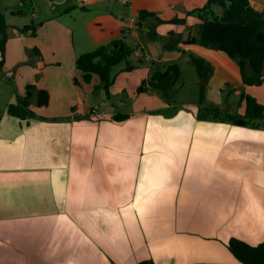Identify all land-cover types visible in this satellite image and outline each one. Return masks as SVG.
Wrapping results in <instances>:
<instances>
[{
  "label": "crops",
  "instance_id": "1",
  "mask_svg": "<svg viewBox=\"0 0 264 264\" xmlns=\"http://www.w3.org/2000/svg\"><path fill=\"white\" fill-rule=\"evenodd\" d=\"M87 1L102 0L70 7L88 9ZM207 2L124 3L130 17L111 35L131 29L128 62L140 64L145 79L170 64L181 72L170 93L149 89L142 105L126 86L119 94L115 80L109 96L94 76L76 83L73 68L51 66L36 50L42 62L21 71L25 77L0 106V264H244L229 241L264 242V122L198 118L202 92L242 115V94L264 103V82L244 84L225 52L181 40L195 26L188 12ZM250 4L264 9V0ZM142 10L156 16L138 23ZM191 55L212 66L207 80ZM52 72H61L57 80L48 79ZM28 84L47 90L49 104L34 99L35 118L9 115Z\"/></svg>",
  "mask_w": 264,
  "mask_h": 264
},
{
  "label": "trees",
  "instance_id": "2",
  "mask_svg": "<svg viewBox=\"0 0 264 264\" xmlns=\"http://www.w3.org/2000/svg\"><path fill=\"white\" fill-rule=\"evenodd\" d=\"M214 4L220 7L219 12L213 9ZM193 12H197L201 20L200 35L196 34L195 26H192L187 29L186 35L181 34V40L185 43L200 44L225 52L237 61L244 84L261 85L264 82V9L256 10L250 4V0H208L204 7L190 10L188 14ZM15 14H21V12L17 11ZM149 16L156 15L148 11H140L138 23ZM159 21L162 22L161 19ZM173 21L183 22L182 19ZM23 30H31L34 34L36 27L34 24H29L24 26ZM7 41L8 23L0 5V68L4 65ZM131 53L132 49L125 41L115 39L78 56L76 67L82 71V78L85 82H90L93 76L97 75L100 79L99 87H102L109 96L110 87L115 80L112 75L114 66L128 61ZM190 58L198 75L207 80L213 71L210 63L196 55H191ZM126 68L130 69L131 66ZM180 74L179 65H167L164 70H156L144 79L139 91L157 88L168 92L175 87ZM75 82L77 83L78 79H75ZM36 95L37 106L44 107L49 104L50 94L47 90L39 89L35 84H28L26 93L19 96L17 102L9 104V115L21 119L37 117V113L31 108ZM201 95L203 96V92ZM242 99L246 102L245 114H232L226 108L210 104L200 107L198 118L232 121L239 125L264 122V103L258 102L254 96L247 93L242 94ZM126 116L121 114L116 118L123 119ZM228 248L244 264H264V242L251 245L241 239L232 238ZM139 264L155 263L153 260H143Z\"/></svg>",
  "mask_w": 264,
  "mask_h": 264
},
{
  "label": "rangeland",
  "instance_id": "3",
  "mask_svg": "<svg viewBox=\"0 0 264 264\" xmlns=\"http://www.w3.org/2000/svg\"><path fill=\"white\" fill-rule=\"evenodd\" d=\"M77 2L78 0H1V10L8 23V41L4 65L3 68H0V106L4 104L6 98L10 97H6L7 92L15 89L16 83L25 77V75H21V71L25 73L27 66L32 68L34 64L42 62L41 58L36 55V50L45 52L47 64L53 62L50 65L57 66L61 63L65 67L64 72L73 68L74 81L75 79L83 80L82 71L75 66L77 57L115 40L111 35V30L117 27L120 19L130 17L127 5L121 0H102L97 3H88L89 1H87L88 9L70 7ZM212 7L216 12L220 11L218 5L214 4ZM17 11H20L21 14H15ZM190 15L195 16L193 24L195 23V32L199 36L201 20H199L197 12ZM29 24L35 25L34 34L30 31L29 35L28 31L23 30V27ZM104 34L105 36H103ZM99 38H102L101 40L104 42L101 45H97L96 42ZM125 38L127 37L124 35L118 39L125 41ZM54 52H58L59 56ZM128 61L114 66L112 75L118 84L119 94L122 93V86H126L132 97L141 96L137 104L142 105L148 101L146 94H143L148 91H139V87L145 79L144 68H141L140 64L135 67ZM127 66H131V68L127 69ZM18 70L20 71L19 75ZM60 73L52 72L48 79L57 80L55 77ZM94 78L100 81L97 75H94ZM202 87L205 88L206 85H202ZM173 89L174 87L169 90V93ZM232 92L235 93L236 90L234 89ZM222 93L223 101L229 104L231 91L228 85ZM123 96H126V93ZM36 98L37 95L34 99ZM134 104L135 101L132 103V108H134ZM210 104L211 101L207 93L204 92L198 100V105L204 107Z\"/></svg>",
  "mask_w": 264,
  "mask_h": 264
},
{
  "label": "built area",
  "instance_id": "4",
  "mask_svg": "<svg viewBox=\"0 0 264 264\" xmlns=\"http://www.w3.org/2000/svg\"><path fill=\"white\" fill-rule=\"evenodd\" d=\"M123 3H127L128 0H121ZM133 20L135 21V18H133ZM131 32V29L129 27H127L126 29H124V35H129Z\"/></svg>",
  "mask_w": 264,
  "mask_h": 264
},
{
  "label": "water",
  "instance_id": "5",
  "mask_svg": "<svg viewBox=\"0 0 264 264\" xmlns=\"http://www.w3.org/2000/svg\"><path fill=\"white\" fill-rule=\"evenodd\" d=\"M197 264H208V263H197Z\"/></svg>",
  "mask_w": 264,
  "mask_h": 264
}]
</instances>
